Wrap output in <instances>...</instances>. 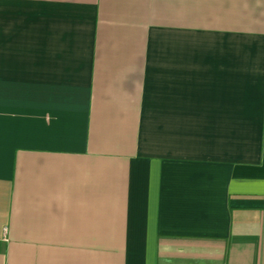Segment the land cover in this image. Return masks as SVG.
I'll list each match as a JSON object with an SVG mask.
<instances>
[{
  "label": "crops",
  "instance_id": "0c3cea01",
  "mask_svg": "<svg viewBox=\"0 0 264 264\" xmlns=\"http://www.w3.org/2000/svg\"><path fill=\"white\" fill-rule=\"evenodd\" d=\"M0 264H264V0H0Z\"/></svg>",
  "mask_w": 264,
  "mask_h": 264
}]
</instances>
